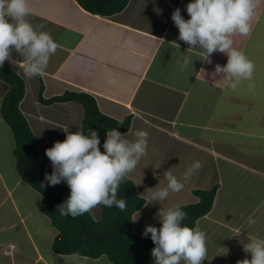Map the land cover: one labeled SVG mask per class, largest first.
Instances as JSON below:
<instances>
[{
    "label": "crops",
    "instance_id": "0c3cea01",
    "mask_svg": "<svg viewBox=\"0 0 264 264\" xmlns=\"http://www.w3.org/2000/svg\"><path fill=\"white\" fill-rule=\"evenodd\" d=\"M190 2L130 0L122 12L106 18L87 12L76 0H29L32 14L26 19L34 27L43 25L62 47L50 57L43 76L26 78L23 57L15 51L17 64L6 61L3 68L25 81L20 110L40 142V159L51 168L45 150L66 139L65 129L82 132L85 110L76 102L44 104L41 86L44 101L66 92L86 93L102 114L118 121L131 117L125 133L129 140L137 130L148 133L149 171L135 169L127 176L146 199L139 217L133 216V221L138 218L133 222L137 235L142 236L146 226L161 227L156 217L161 208L197 203L193 191L218 185L211 212L195 226L205 232L210 248L202 264H237L251 260L244 244L264 239V0H259L251 33L232 37L233 47L255 64L253 79L242 81L236 90L215 73L217 64H227L226 54L213 53L209 64L177 39L172 13L180 8L183 18L190 19ZM183 55L190 56L192 64L182 67ZM9 91L10 85L0 80V264H58L73 255L53 251L58 231L42 211V195L17 171L14 134L1 115ZM160 159L161 167L164 160L173 161L171 171L195 161L202 168L186 183L183 172L173 171L185 186L170 193L153 217L146 214L151 197L147 190L156 188L152 175ZM89 213L96 221L103 217L100 205ZM249 217L254 225L247 223Z\"/></svg>",
    "mask_w": 264,
    "mask_h": 264
},
{
    "label": "clouds",
    "instance_id": "9594fccd",
    "mask_svg": "<svg viewBox=\"0 0 264 264\" xmlns=\"http://www.w3.org/2000/svg\"><path fill=\"white\" fill-rule=\"evenodd\" d=\"M258 3L259 0H193L186 5L190 19L183 18L180 8H176L171 16L179 31L177 39L188 45L187 52L198 51L202 61L209 64L212 63L213 53L227 55V64L223 67L217 64L215 73L222 75L232 90H236L242 81H250L254 77L255 64L233 47L232 37L251 33V21ZM31 14L29 0H0V68L6 61L17 64L12 56L15 51L23 57L20 65L24 66V75L29 79L43 76L50 57L62 47L50 33L42 30L43 25L34 27L26 19ZM172 44L179 49V44ZM182 60V67L193 62L188 55H183ZM64 132L66 139L63 142H55L53 147L45 150L53 168L51 175L45 174V180L50 186L64 181L70 189L69 198L58 206L60 215L76 218L99 205L125 211L127 201L118 198V190L124 178L134 172L140 160L147 155L148 133L137 130L135 139L129 140L127 134L110 129L106 132L102 153L97 131L89 129L88 135L81 131L69 133L68 129ZM201 168L202 164L195 161L184 172L182 180L189 182ZM163 175L167 180L165 188L147 190L151 192V203L165 201L170 193H179L185 186L171 169ZM139 215L137 212V217ZM156 217L161 227L146 226L142 234L144 238L151 234V241L155 245L151 256L155 264H202L207 259L205 232L182 226L187 213L179 206L161 208ZM247 223L251 226L256 221L249 217ZM243 251L251 254V260L245 258L237 261V264H264V239H253L244 244ZM73 259L77 264L89 260L79 253L73 254ZM107 260L104 253L94 264Z\"/></svg>",
    "mask_w": 264,
    "mask_h": 264
},
{
    "label": "trees",
    "instance_id": "16d2710c",
    "mask_svg": "<svg viewBox=\"0 0 264 264\" xmlns=\"http://www.w3.org/2000/svg\"><path fill=\"white\" fill-rule=\"evenodd\" d=\"M87 12L101 17H112L124 10L130 0H76ZM0 80L10 85L9 93L4 97L1 115L11 128L15 138L17 171L20 177L42 195V211L51 220L58 231L53 242L56 254L69 256L79 253L80 256L98 259L106 253L113 264H155L151 250L155 247L151 234L147 238L137 235L133 230V216L141 210L146 199L137 192L135 183L125 177L118 190V198L127 201V208L121 212L118 208H107L100 205L103 217L96 221L88 212L76 218L61 216L58 206L66 202L70 190L66 182L50 186L45 180V174L51 175L53 168L40 159V142L34 136L26 118L20 110V104L26 94L24 79L11 68H0ZM44 87L40 89V99L44 104L59 102H76L85 110L82 133L88 135V130L98 132L100 150L103 153V143L106 132L116 129L122 134L130 130L131 117L118 121L102 114L95 99L86 93H69L43 99ZM218 185L209 190L193 191L199 201L194 204L180 206L187 213V219L182 226L195 228L197 221L208 215L213 206L218 191Z\"/></svg>",
    "mask_w": 264,
    "mask_h": 264
},
{
    "label": "rangeland",
    "instance_id": "374dc122",
    "mask_svg": "<svg viewBox=\"0 0 264 264\" xmlns=\"http://www.w3.org/2000/svg\"><path fill=\"white\" fill-rule=\"evenodd\" d=\"M148 147H149V143H148ZM171 162H173V161L172 160H169V159L168 160H164V166L161 167V164L163 163V160L161 161V159H160L159 163L154 167L153 175L152 176L153 177L155 176L154 178H156V181H157L156 187H157V189H162V188H165L166 187L167 180H166V178L164 177L163 174L166 171L169 170ZM150 164L151 163L149 162V159H146L145 157H143L140 160V162L138 163L136 170L141 169L142 171L145 170L146 172H148L149 169H147V168L150 166ZM183 166H186V165H182V164L176 165L174 167L173 171H177L178 174H179V170H180V172H183L184 173L188 168H184L183 169ZM173 171H172V173H173ZM173 175H175L177 177V179H178V176H177V174L175 172L173 173ZM146 179L147 178H144V179H141V180H143L145 182V181H147ZM191 184H193V186H196V185H194V183H191ZM171 195H175V193H172ZM192 195L194 196V194H192ZM194 197H196V196H194ZM166 202H167V200L165 201V204H166ZM161 206H164L163 201H161L159 203H155V202L151 203V200H149V208L147 209L146 214L149 215V216L155 215L157 208H160ZM144 224L145 223H143V225ZM204 225H207V224H204ZM64 261H66V264L67 263L77 264V261L73 259V256H70L68 259H65V260H62V261H59V262H64ZM59 262H58V264H59ZM102 262H103V264H111V262L109 261V259L107 260V262H105V261H102ZM89 263L92 264L94 262H93V260H89ZM81 264H83V262H81ZM181 264H183V262Z\"/></svg>",
    "mask_w": 264,
    "mask_h": 264
}]
</instances>
